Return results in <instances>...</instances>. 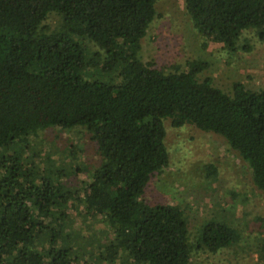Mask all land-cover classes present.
I'll return each instance as SVG.
<instances>
[{"label":"trees","instance_id":"16d2710c","mask_svg":"<svg viewBox=\"0 0 264 264\" xmlns=\"http://www.w3.org/2000/svg\"><path fill=\"white\" fill-rule=\"evenodd\" d=\"M155 1L0 0V264H190L192 248L239 240L236 226L212 218L192 243L183 208L143 196L168 162L163 118L222 136L264 192V88L235 80L226 92L198 77L204 59L168 69L141 60ZM185 10L226 48L246 28L264 44V0H185ZM52 12L59 21L49 27ZM72 126H84L98 154L76 189L77 167L34 160L31 142ZM81 203L108 231L77 245L70 223ZM256 248L264 261V238Z\"/></svg>","mask_w":264,"mask_h":264},{"label":"rangeland","instance_id":"374dc122","mask_svg":"<svg viewBox=\"0 0 264 264\" xmlns=\"http://www.w3.org/2000/svg\"><path fill=\"white\" fill-rule=\"evenodd\" d=\"M58 21L59 16L52 12L44 22L54 27ZM138 42L137 56L141 60H152L166 69L181 67L190 58L204 59L207 66L198 72V77L208 75L226 92L235 80L251 89L264 88V44L254 30H242L235 49L226 48L194 28L185 0H156L155 15ZM95 48L89 45V49ZM90 71L95 74L88 70L85 73L99 76L95 69ZM162 123L168 162L150 177L143 196L183 208L192 243L200 225L212 218L240 231L237 242L214 252L192 248L190 264H264L256 248L264 238V192L252 183L246 161L217 133L188 123L173 127L168 118H163ZM31 142L36 152L34 160L41 154L67 170L77 167L69 175L71 189L79 188L77 181L89 179L98 161L96 143L88 138L84 126L48 127ZM70 227L77 245L108 231L102 217L83 212L82 203Z\"/></svg>","mask_w":264,"mask_h":264}]
</instances>
